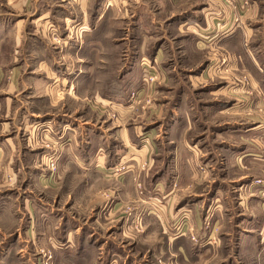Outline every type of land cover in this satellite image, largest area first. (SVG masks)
Here are the masks:
<instances>
[{
    "label": "crops",
    "instance_id": "crops-1",
    "mask_svg": "<svg viewBox=\"0 0 264 264\" xmlns=\"http://www.w3.org/2000/svg\"><path fill=\"white\" fill-rule=\"evenodd\" d=\"M89 1L4 0L9 11L0 12L2 264H15L14 248L25 253L17 264L47 261L20 249L22 240L51 250L52 264H150L145 255L208 264L220 254L206 253L236 240L237 254L221 264H264V184L253 183L264 182V48L247 43L259 30L247 18L260 11L257 0L246 13L237 10L246 0H164V18L132 15L145 14L138 50L164 82L148 86L154 107L141 120L122 108L120 84L90 92L93 68L74 54L90 49ZM94 13L101 21L107 11ZM184 49L186 66L176 56ZM141 60L126 75L133 89L142 84ZM92 96L100 109L89 106ZM240 112L259 116L235 118ZM54 155L57 172L48 164ZM13 211L26 218L15 236ZM140 216L143 230L135 228ZM134 242L167 254L138 261L128 250ZM244 242L254 254H242Z\"/></svg>",
    "mask_w": 264,
    "mask_h": 264
},
{
    "label": "rangeland",
    "instance_id": "rangeland-1",
    "mask_svg": "<svg viewBox=\"0 0 264 264\" xmlns=\"http://www.w3.org/2000/svg\"><path fill=\"white\" fill-rule=\"evenodd\" d=\"M224 1L227 2L229 6L236 7L237 5L235 0H224ZM257 2H258V7L260 11L258 12L256 16L254 15L252 17H247V18H249V22L252 23L251 25L259 27L258 28L259 30L257 33L252 35L253 38L250 36V39H248L247 43H251L252 45L254 44L262 45L264 48V0H257ZM66 4L67 3H65V6H68ZM181 4L184 5L183 2H181ZM167 5L168 4L164 0H140V1H136V0H90L89 6L91 9V30L93 28L95 30L94 32L92 30V34L90 35L92 39L91 44H90V49L89 51H85L84 53L81 52L80 54L75 53L74 51L75 55H79L86 60V63H87L85 66L86 68L88 66H92L93 68L92 69L93 78L90 81L91 94L92 95L93 93L95 94L96 91L98 90L101 92L103 91L112 92L115 89L118 90V84H120L121 91H122V96L120 97L121 98L120 101H122V108L125 109L126 111L127 110L130 111L129 113H130V116L132 115L131 117L137 118L140 120L147 119L150 108L154 107V101H153L154 98L152 97V94L151 93L148 94V92H146L148 86L149 87L154 86V88L156 87L154 91H158L157 87L164 84V82L163 80H160L159 78L161 69L158 68V65H154L152 61L148 62L147 60H145L146 58H143L141 60V56L138 50L139 41L141 40V36L139 33L141 32L140 28L145 26V23H146L145 14H143L140 21H138L136 17H133L132 15L134 13L140 14L146 11L148 12V10H151L153 13L156 11V14H158L160 18H164L165 8ZM251 5H252V2H249L248 0H246L242 2L241 7L240 6L237 7V10L238 11L240 10L241 12L246 13ZM103 10H106L107 13L105 17L101 19V21H98V17L95 18L97 15L94 12H99ZM176 10L178 9L176 8ZM5 11H9V9H7V6L4 4V0H0V12H5ZM126 12H128L129 15L125 16ZM171 13L172 12L170 10L167 16H170ZM178 38H180V36L174 35L172 40L179 44ZM156 39H158V41L155 43V45L157 44L159 45L162 43L161 34L157 35ZM75 41L77 42V40ZM95 43H98L100 46L94 47ZM255 52H258V50H254V53ZM190 54H191L190 52L184 49V53L182 52L178 53L176 56H177L178 61L183 62L184 65L186 66L188 65V63H190L189 62ZM68 58H70V56ZM140 60L142 62L141 66L143 70L145 71V74L143 71L142 84L140 85V87L133 89V87L136 86V84H133L132 79L130 80V78H127L126 75L129 74L132 66H134L135 63L137 65V63H139ZM135 75L136 74H133V76ZM239 76L243 77L246 80V82H248L249 80L248 74H245V73L239 74ZM183 77H185L184 74H183ZM115 83H117V85H115ZM173 85H176V84H173ZM157 96H160V95H157ZM86 102H88L87 99L83 100L84 104H87ZM191 103L193 102L191 101ZM80 105H82L81 101H80ZM250 105L252 107L256 106L257 108L259 106L256 101L250 102ZM89 106L92 108L94 107L96 110L101 108V105L99 106L97 102L93 101V96L91 98V102ZM200 109H201V106H200ZM258 113L259 112H247L244 114L241 113V114L235 115L236 116L235 118H238V117L247 118L248 116H252V115L253 117H257L259 116ZM108 116L109 117L111 116L110 118H113L115 120L118 118V115L115 114L114 111H111L110 113H108ZM222 163H225V162H222ZM222 163L219 164L220 165L219 170H225V168L221 167V165H224ZM48 164L52 172L58 171V158L55 155L48 157ZM230 166H231V169H229V171H226V172H229L230 177L236 176L233 170V166L232 165ZM221 173L224 174L225 172L221 171ZM257 181H263V180H253V183L264 184V182L257 183ZM11 182L13 181L11 180ZM138 187L139 188L141 187L140 183L138 184ZM231 187L234 192L235 186L231 185ZM108 196H109L108 194H104V197H108ZM131 209H132V206H126L125 211L131 214L130 213ZM11 216L12 218L10 219L11 222L9 223V225L11 228L12 236H15L17 234L16 230L19 231L20 229L26 226V218L24 217L19 220V217H18L19 214H16V211L11 212ZM187 220H189L187 216L185 218L182 217L180 220L181 221L180 223L182 224L183 222H187ZM135 228H137L138 230H143V220L141 216L138 218L137 225L135 226ZM6 229H7V226L4 223H1V220H0V248H2L4 243H6V241L8 240V239L3 240V237H4L3 230H6ZM145 234L146 233L144 232L143 236ZM22 241L23 243L20 249H25L26 247H28V251L31 252V254H33L32 258L34 259L37 258V255L39 254H46L47 261L44 260L42 261V263L52 264V261L54 260V258H53V255H52L53 253L51 250H49L48 248L39 246V245H37L38 247L37 246L35 247L37 243H34V242L33 243L30 242L29 244V243H26L25 240H22ZM132 244L133 246L131 247L128 246L129 247L128 250L131 251L133 254L135 253L137 255L138 261H143L142 260L143 254H167V253H160L156 244L154 243H139L138 244L134 242ZM187 244H188L187 248H189L190 244L189 243ZM237 245L238 244L236 240L234 243L225 242L224 245L221 246L220 249H217L215 251L212 250L211 253L210 252L206 253L209 256L210 254H216V252L219 250L218 254H220V256L210 260L208 264H221L222 262L224 263L225 260L228 262L229 255H231L232 253L237 254V251H238ZM15 249L16 248L12 249V252L8 254V256L14 259L16 258L14 263L17 264V258L20 256V254H25V253L17 254L16 252H19L18 251L19 248L16 251ZM241 252L242 254H254L252 253V249L250 248V245L247 242H244L242 244ZM15 253H16V256H15ZM34 255H36V257H34ZM145 258L150 262V264H161V260H159L160 256H158V258L153 257V256L149 258V256L145 255ZM13 260L11 261V263L13 262ZM2 263H3L2 254H0V264ZM110 264H121V263L119 260L114 259L112 260Z\"/></svg>",
    "mask_w": 264,
    "mask_h": 264
},
{
    "label": "built area",
    "instance_id": "built-area-1",
    "mask_svg": "<svg viewBox=\"0 0 264 264\" xmlns=\"http://www.w3.org/2000/svg\"><path fill=\"white\" fill-rule=\"evenodd\" d=\"M261 181H257V183H260Z\"/></svg>",
    "mask_w": 264,
    "mask_h": 264
}]
</instances>
